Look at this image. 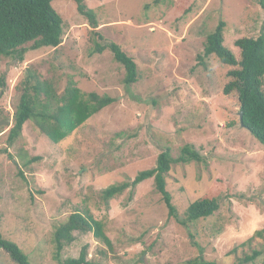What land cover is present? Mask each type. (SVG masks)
I'll return each mask as SVG.
<instances>
[{
	"label": "rangeland",
	"instance_id": "rangeland-1",
	"mask_svg": "<svg viewBox=\"0 0 264 264\" xmlns=\"http://www.w3.org/2000/svg\"><path fill=\"white\" fill-rule=\"evenodd\" d=\"M98 27L78 13L75 0H54L63 18L62 44L32 49L23 61L0 58V231L31 264H59L54 232L74 212H89L104 223L111 246L92 233L78 234L62 259L88 248L95 264H188L196 258L233 264L259 251L264 264V145L240 124L237 92L223 89L232 79L211 56H198L220 20L224 45L240 59L235 42L264 34V9L255 0H85ZM96 33L114 42L138 66V82L124 84L125 70L110 50L96 53ZM51 81L62 94L70 80L85 93L115 102L58 144L32 121L10 146L14 113L26 70ZM9 121V122H8ZM201 162L173 164L167 191L177 209L170 216L153 179L109 202L103 190L131 181L156 166L169 148L184 146ZM36 161L30 162L32 159ZM214 198L219 210L181 224L195 201ZM0 264H17L0 250Z\"/></svg>",
	"mask_w": 264,
	"mask_h": 264
},
{
	"label": "trees",
	"instance_id": "trees-1",
	"mask_svg": "<svg viewBox=\"0 0 264 264\" xmlns=\"http://www.w3.org/2000/svg\"><path fill=\"white\" fill-rule=\"evenodd\" d=\"M54 0H0V58L14 57L23 61L25 46L32 43V49L42 47L57 48L62 44L64 34L63 18L52 7ZM77 11L85 16L92 26L98 27L94 10L88 8L85 0H75ZM264 9V0H255ZM226 23L220 20L214 31L206 38L203 52L199 54L200 64L211 56L218 58L225 66L238 67L227 73L232 80L225 85L223 93L229 95L235 91L242 112L243 128L264 145V34L258 38H240L235 46L240 51V59L224 45ZM99 42L96 53L110 50L113 59L125 70L124 84L130 86L138 82V66L135 60L122 50L120 45L107 41L96 33ZM22 94L14 113V126L11 128L8 143L12 146L22 135L24 126L32 121L39 131L55 144L60 143L91 117L115 102L109 95L96 92L85 93L70 80L62 94H59L51 81L42 80L35 72L26 70L21 82ZM0 150V154H8ZM32 159V161H36ZM199 152L186 145L179 157L174 158L169 148L162 151L156 166L143 170L131 181L114 184L103 190V199L109 202L128 189H135L148 179H153L155 189L162 195L170 216L177 217V209L167 191L166 176L173 164L201 162ZM219 210V202L214 198H204L189 205L181 224L206 219ZM76 233H92L94 237L107 246H111L106 236L104 223L94 218L89 212L72 213L65 222L57 226L54 232L55 259L59 264H95L88 261V248L83 247L78 258L62 259V252L76 240ZM264 235V229L257 231ZM0 250L5 251L17 264H31L29 256L13 241L6 239L0 231ZM261 255L253 251L250 255L238 258L233 264H249ZM188 264H218L203 258H196Z\"/></svg>",
	"mask_w": 264,
	"mask_h": 264
},
{
	"label": "water",
	"instance_id": "water-1",
	"mask_svg": "<svg viewBox=\"0 0 264 264\" xmlns=\"http://www.w3.org/2000/svg\"><path fill=\"white\" fill-rule=\"evenodd\" d=\"M239 116H240V124H241V126H243V122H242V116H243V114H242V112H240ZM8 122H9V121H8ZM0 124H1V123H0Z\"/></svg>",
	"mask_w": 264,
	"mask_h": 264
}]
</instances>
